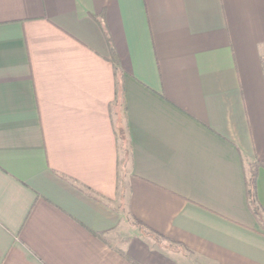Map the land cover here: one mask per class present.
<instances>
[{
	"label": "crops",
	"instance_id": "crops-1",
	"mask_svg": "<svg viewBox=\"0 0 264 264\" xmlns=\"http://www.w3.org/2000/svg\"><path fill=\"white\" fill-rule=\"evenodd\" d=\"M115 246L264 264V0H0V264Z\"/></svg>",
	"mask_w": 264,
	"mask_h": 264
},
{
	"label": "trees",
	"instance_id": "trees-1",
	"mask_svg": "<svg viewBox=\"0 0 264 264\" xmlns=\"http://www.w3.org/2000/svg\"><path fill=\"white\" fill-rule=\"evenodd\" d=\"M259 167H260L259 162L250 161L248 163V170H249L250 175L247 181V195L250 201V205L252 206V208L254 209V213L258 217H259L260 208H261L258 202V199H257V192H256L257 172H258ZM133 222L135 223V225H137L139 229L142 230V232L145 235L150 236L158 241L159 240L162 241L165 238L162 234L148 228L144 223H142L140 220L136 219L135 217H133ZM97 235L98 237L102 238L105 242L110 243V241L105 237L104 234L97 233ZM114 249L118 251L121 255H123L125 258H127L129 261H131L133 264H141L138 261H136L132 256H130L128 253H126L123 249L116 247V246L114 247Z\"/></svg>",
	"mask_w": 264,
	"mask_h": 264
},
{
	"label": "rangeland",
	"instance_id": "rangeland-1",
	"mask_svg": "<svg viewBox=\"0 0 264 264\" xmlns=\"http://www.w3.org/2000/svg\"><path fill=\"white\" fill-rule=\"evenodd\" d=\"M153 239H154V238H153ZM154 241H155V242H153V243H156V242L159 243V244H160V243H162V244L164 243V241H161V240L158 241V240L154 239ZM169 249L174 250L175 248L173 249V248H170V247H169Z\"/></svg>",
	"mask_w": 264,
	"mask_h": 264
}]
</instances>
